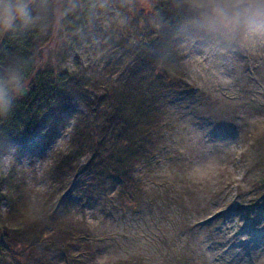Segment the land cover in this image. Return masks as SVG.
I'll use <instances>...</instances> for the list:
<instances>
[{
  "label": "rangeland",
  "instance_id": "1",
  "mask_svg": "<svg viewBox=\"0 0 264 264\" xmlns=\"http://www.w3.org/2000/svg\"><path fill=\"white\" fill-rule=\"evenodd\" d=\"M64 1L55 3L54 34L34 71L54 68L59 45L64 67L97 80L100 94L120 71L115 46L150 35L149 1L91 0V18L77 33L61 28ZM194 28L182 40L191 87L165 102L153 158L136 167L143 196L132 208L118 201L117 182L90 186L72 169L57 170L91 92L34 111L32 126L8 143L0 175L25 189L19 223L46 220L45 245L29 249L27 264H264V33ZM23 87L16 100L28 97ZM0 213L14 214L7 200ZM0 264L21 263L3 250Z\"/></svg>",
  "mask_w": 264,
  "mask_h": 264
},
{
  "label": "trees",
  "instance_id": "2",
  "mask_svg": "<svg viewBox=\"0 0 264 264\" xmlns=\"http://www.w3.org/2000/svg\"><path fill=\"white\" fill-rule=\"evenodd\" d=\"M90 1L65 0L61 28L77 33L86 26L91 18ZM148 1L143 30H149L150 35L136 36L130 44L115 46L120 71L113 85L100 94L95 93L99 89L97 80L64 67L67 50L59 45L54 68L34 71L36 57L54 34L57 0H27L29 18L17 19L10 28L0 29V88L10 99L7 106H0V161L22 127L32 126L28 119L34 111L46 109L49 104L57 106L72 92H91L85 100L86 110L75 114L76 142L58 158L57 170L64 175L66 169H72L90 186L115 181L122 206L132 208L139 203L143 192L136 167L142 160L153 158L152 139L162 125L165 102L181 97L191 87L182 55L183 37L194 27H220L213 22L205 0ZM26 84L28 97L16 100V93ZM85 152L89 158L81 163ZM19 184L11 176L0 175V202L7 200L14 211L9 218L0 213V252H10L21 264H27L22 258L29 249L45 245L41 237L46 220L35 219L27 226L19 223L21 214L15 211L25 199V189ZM58 191L64 199L66 187ZM57 208L54 206L52 211Z\"/></svg>",
  "mask_w": 264,
  "mask_h": 264
},
{
  "label": "clouds",
  "instance_id": "3",
  "mask_svg": "<svg viewBox=\"0 0 264 264\" xmlns=\"http://www.w3.org/2000/svg\"><path fill=\"white\" fill-rule=\"evenodd\" d=\"M213 22L224 28L244 26L264 33V0H205ZM29 18L27 0H0V29L10 28L17 19ZM10 99L0 88V106H7Z\"/></svg>",
  "mask_w": 264,
  "mask_h": 264
},
{
  "label": "water",
  "instance_id": "4",
  "mask_svg": "<svg viewBox=\"0 0 264 264\" xmlns=\"http://www.w3.org/2000/svg\"><path fill=\"white\" fill-rule=\"evenodd\" d=\"M26 94V90L25 88L23 87L21 90H20V95H25Z\"/></svg>",
  "mask_w": 264,
  "mask_h": 264
}]
</instances>
